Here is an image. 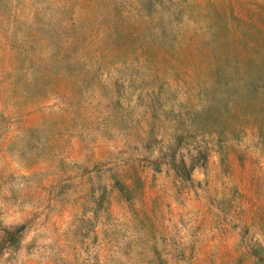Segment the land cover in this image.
I'll return each mask as SVG.
<instances>
[{"label":"rangeland","instance_id":"obj_1","mask_svg":"<svg viewBox=\"0 0 264 264\" xmlns=\"http://www.w3.org/2000/svg\"><path fill=\"white\" fill-rule=\"evenodd\" d=\"M0 264H264V0H0Z\"/></svg>","mask_w":264,"mask_h":264}]
</instances>
